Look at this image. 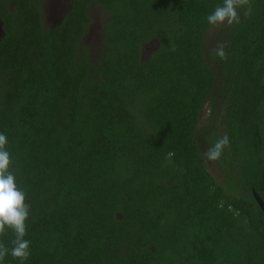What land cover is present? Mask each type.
Segmentation results:
<instances>
[{
    "label": "trees",
    "instance_id": "16d2710c",
    "mask_svg": "<svg viewBox=\"0 0 264 264\" xmlns=\"http://www.w3.org/2000/svg\"><path fill=\"white\" fill-rule=\"evenodd\" d=\"M42 1L0 0L25 264H264V0L215 29L222 0H62L51 25Z\"/></svg>",
    "mask_w": 264,
    "mask_h": 264
},
{
    "label": "clouds",
    "instance_id": "9594fccd",
    "mask_svg": "<svg viewBox=\"0 0 264 264\" xmlns=\"http://www.w3.org/2000/svg\"><path fill=\"white\" fill-rule=\"evenodd\" d=\"M244 9V16L252 13L251 0H222L213 12L207 16V23L213 28L221 25H233L240 23V12ZM216 55L220 59H226L223 46H218ZM7 137L0 133V264H4L6 256H11L25 264L30 256V241L26 239L30 205L27 203L26 191L16 182V175L12 171V155L7 149ZM229 145L227 135L216 141L213 147L204 153L208 161H218L223 150ZM11 234V247L3 242V237Z\"/></svg>",
    "mask_w": 264,
    "mask_h": 264
},
{
    "label": "rangeland",
    "instance_id": "374dc122",
    "mask_svg": "<svg viewBox=\"0 0 264 264\" xmlns=\"http://www.w3.org/2000/svg\"><path fill=\"white\" fill-rule=\"evenodd\" d=\"M57 1H58L57 3L55 0H43L42 1V3H43L42 6L44 9V17H45V19H46L45 21L47 22L48 25H51L52 23H54V21L56 20L57 17L59 18L61 7L63 5L59 4V2H61L62 0H57ZM90 13H91L92 18L94 19V24L98 25L102 22L104 14L102 13V11L98 7L92 8ZM96 25L94 27H92V29L89 32V35L87 37L88 45H93L95 42V39L97 38V30H95ZM207 115H208V110L205 109V112L203 113V116L200 119V124H203L206 121ZM207 166H208L210 172L214 176H216L217 172H215L216 171L215 163L213 161H208Z\"/></svg>",
    "mask_w": 264,
    "mask_h": 264
},
{
    "label": "water",
    "instance_id": "95a60500",
    "mask_svg": "<svg viewBox=\"0 0 264 264\" xmlns=\"http://www.w3.org/2000/svg\"><path fill=\"white\" fill-rule=\"evenodd\" d=\"M3 36L1 27H0V39ZM252 197L257 205V207L261 210V212L264 214V203L261 200V198L257 195V193L254 191V189H251Z\"/></svg>",
    "mask_w": 264,
    "mask_h": 264
}]
</instances>
